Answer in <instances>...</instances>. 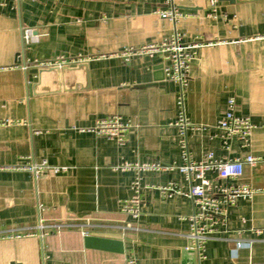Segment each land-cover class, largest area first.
I'll list each match as a JSON object with an SVG mask.
<instances>
[{
	"label": "crops",
	"instance_id": "0c3cea01",
	"mask_svg": "<svg viewBox=\"0 0 264 264\" xmlns=\"http://www.w3.org/2000/svg\"><path fill=\"white\" fill-rule=\"evenodd\" d=\"M163 1H0V264H124L130 258L192 264L183 251L193 202L158 189L173 181L187 191L185 176L142 174L140 216L133 218L121 211L133 172L113 169L123 161L181 162L179 85L164 77L157 54L118 56L126 46L157 43L173 32L156 14ZM174 3L186 14L175 24L183 40L214 42L193 57L183 90L195 127L186 131L190 158L212 152L218 159H259L240 177L252 196L228 208L229 233L208 240L196 264H264V0H218L216 17L208 16V0ZM25 27L37 40L23 42ZM59 55L86 60L64 70L22 69L26 61ZM231 96L236 114L255 126L247 146L236 137L224 144L212 127ZM109 115L132 124L122 145L88 130ZM43 160L67 169L34 173L25 166ZM39 218L48 226L43 240ZM85 230L122 241L124 252L86 247ZM236 240L250 247L237 248Z\"/></svg>",
	"mask_w": 264,
	"mask_h": 264
},
{
	"label": "built area",
	"instance_id": "2783aa9c",
	"mask_svg": "<svg viewBox=\"0 0 264 264\" xmlns=\"http://www.w3.org/2000/svg\"><path fill=\"white\" fill-rule=\"evenodd\" d=\"M163 4V7L156 10V14L160 18L166 19L173 24V32L157 43L145 44L139 48L126 46L125 49L118 53V56L127 59L132 55L157 54L162 60L164 77L179 85V96L177 99L179 114L175 126L180 128L182 135L179 139L181 162L179 164L166 163L154 159L146 160L145 162L123 161L114 165L113 169L133 172V178L130 183V195L123 201L121 206V211L133 218L140 216L142 206L141 192L144 188L142 174L145 172L162 173L177 171L185 176L189 181L187 191H183L173 181L159 186L158 189L161 193L167 195L182 193L191 198L194 210L192 214L186 217L189 221L188 247L196 250L199 261L205 257L204 245L208 240L217 238L221 232L229 233L227 227L228 208L236 204L239 199H248L252 196L254 189L249 184L241 182L240 177L245 165H254L259 159L251 154H247L243 158L218 159L214 157L212 152L206 153L201 159L196 161L190 158L186 141V131L188 129H195V127L188 120L186 112L184 111L183 90L189 79L188 72L193 57L197 55L201 47L210 46L214 42H186V40H183L185 38L184 34L177 29L175 24L181 18L185 17L186 14L174 3V0H164ZM217 5L218 0H208V6L212 8L208 16L216 17ZM22 30L23 42L25 44L37 40L33 35V29L25 27ZM84 60H86V57L81 55L74 57L59 55L53 59L26 61L22 69L27 70L31 66L37 68L62 67L74 65ZM131 125L128 120L122 121L118 115H109V117L96 120L88 130L108 140H115L119 145H122L124 143V136ZM212 127L221 132L224 144L226 139L236 137L244 146L248 145L252 131L255 128L248 116L236 114L235 98L233 96L229 97L227 101L224 116L212 125ZM25 166L34 173H38L45 167H49L53 173H59L67 169V166L63 165L48 166L45 160L39 164L32 163L26 164ZM211 173L215 174L214 179L208 177V174ZM129 226L130 224H126L125 228H129ZM47 227V225L43 224V220L39 218L36 228L42 240L47 235ZM55 227L57 230L60 229V226ZM220 227L222 230H219ZM82 233L89 235L86 230L82 231ZM21 236L20 234H15V237ZM225 239L228 240V238ZM234 245L237 248H241L243 246H249L250 244L249 242L236 240ZM124 264H136V262L133 258H130Z\"/></svg>",
	"mask_w": 264,
	"mask_h": 264
},
{
	"label": "water",
	"instance_id": "95a60500",
	"mask_svg": "<svg viewBox=\"0 0 264 264\" xmlns=\"http://www.w3.org/2000/svg\"><path fill=\"white\" fill-rule=\"evenodd\" d=\"M67 66H62V67H50V68H40L41 70L43 69H50V70H64ZM37 72V70H36ZM84 245L89 248H99L111 252H118V253H123V243L120 240L117 239H109V238H104L100 236H92V235H86L84 236ZM183 257L187 259V261H191L192 264H196V259H197V252L195 249L186 247L183 251ZM194 262V263H193Z\"/></svg>",
	"mask_w": 264,
	"mask_h": 264
}]
</instances>
